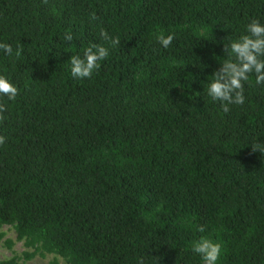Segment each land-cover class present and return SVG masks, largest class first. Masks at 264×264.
Instances as JSON below:
<instances>
[{
  "label": "trees",
  "instance_id": "1",
  "mask_svg": "<svg viewBox=\"0 0 264 264\" xmlns=\"http://www.w3.org/2000/svg\"><path fill=\"white\" fill-rule=\"evenodd\" d=\"M252 19L264 0H0L20 48L0 52L18 87L0 97V245L10 225L25 246L0 264H203L202 237L218 264H264V84L228 112L206 91ZM91 45L109 55L72 76Z\"/></svg>",
  "mask_w": 264,
  "mask_h": 264
},
{
  "label": "clouds",
  "instance_id": "2",
  "mask_svg": "<svg viewBox=\"0 0 264 264\" xmlns=\"http://www.w3.org/2000/svg\"><path fill=\"white\" fill-rule=\"evenodd\" d=\"M101 35L104 40L110 41L112 47L119 45L118 37L110 36L106 31ZM66 40H71V34L66 35ZM174 40V35L160 34L157 36L159 44L167 49ZM227 57L222 60L220 69L215 72L206 85L207 95L212 101L223 105V111L228 112L231 105L245 103V84L255 77L256 84H264V22L252 19L245 28L244 34L238 38H230L225 48ZM0 52L7 57H18L19 46L13 47L7 42H0ZM109 55V48L100 45H91L84 49L83 56L73 55L70 60L71 75L80 79H88L99 68L100 61ZM18 95V87L6 75L0 74V97L13 100ZM6 109L0 105V114ZM3 116L0 115V119ZM5 142V137L0 135V144ZM253 151L264 153V143H252ZM204 232L203 226L199 227ZM192 251L198 254L203 264H218L222 249L221 245L212 239L204 238L192 244Z\"/></svg>",
  "mask_w": 264,
  "mask_h": 264
},
{
  "label": "rangeland",
  "instance_id": "3",
  "mask_svg": "<svg viewBox=\"0 0 264 264\" xmlns=\"http://www.w3.org/2000/svg\"><path fill=\"white\" fill-rule=\"evenodd\" d=\"M3 229L6 231V238H10L14 241V245L12 248H8L4 242L2 241L0 245V260L9 258L13 256L15 253H21L22 251L25 250L24 242L23 241H18L17 240V234L15 232V229L10 226V225H5ZM58 257H55L52 254H49L45 258H42L40 256L35 257L33 260L29 262V264H51V261L53 259H56ZM59 260L61 259L60 257L58 258ZM62 262V259H61Z\"/></svg>",
  "mask_w": 264,
  "mask_h": 264
}]
</instances>
